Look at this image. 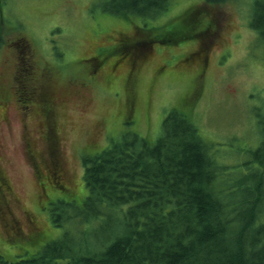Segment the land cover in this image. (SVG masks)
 I'll return each instance as SVG.
<instances>
[{"label": "rangeland", "instance_id": "rangeland-1", "mask_svg": "<svg viewBox=\"0 0 264 264\" xmlns=\"http://www.w3.org/2000/svg\"><path fill=\"white\" fill-rule=\"evenodd\" d=\"M107 1L0 0V176L9 187L6 204L0 194V253L9 261L61 234L40 204L49 192L66 200L85 195L78 152L136 129L118 122L129 88L137 98V127L151 141L163 118L188 98L182 111L194 104L191 117L211 144L221 179L233 177L236 184L245 166L257 167L253 152L264 139V46L251 23L258 0H169L153 20L105 12ZM123 39L141 41L130 58L115 49ZM93 55L104 59L95 76ZM46 102L54 108L49 138L42 128ZM26 141L38 145L31 154L39 165ZM43 157L58 164L63 180L53 178L68 191L40 179L49 166ZM5 209L19 230L7 223Z\"/></svg>", "mask_w": 264, "mask_h": 264}, {"label": "trees", "instance_id": "trees-1", "mask_svg": "<svg viewBox=\"0 0 264 264\" xmlns=\"http://www.w3.org/2000/svg\"><path fill=\"white\" fill-rule=\"evenodd\" d=\"M255 2L251 27L264 46V0ZM106 5L105 12L153 20L167 10L169 0H108ZM139 42L123 39L115 49L129 54ZM131 81L134 85L133 76ZM126 93L118 122L136 129L118 138L110 135L106 146L78 152L86 191L82 199L43 192L40 210L46 209L52 224L63 228L61 234L28 256L9 261L0 253V264H264V139L253 152L257 167L245 166L234 184L233 177L221 179L211 144L191 117L194 104L182 111L188 98L163 118L151 141L154 137L137 127L133 90ZM53 114L46 102L51 135ZM43 159L49 164L45 169H54L51 176L58 178V164ZM61 182L51 189L68 191L70 187H59Z\"/></svg>", "mask_w": 264, "mask_h": 264}, {"label": "flooded vegetation", "instance_id": "flooded-vegetation-1", "mask_svg": "<svg viewBox=\"0 0 264 264\" xmlns=\"http://www.w3.org/2000/svg\"><path fill=\"white\" fill-rule=\"evenodd\" d=\"M97 54H98V53H97ZM131 54H132V52H130V53L128 54L127 58H130V57H131ZM89 59L91 60V63H92V65H93V70H92V73L94 74L93 76H95V75L97 74V72L100 70V68H101V66H102V64H103V62H100V61L98 60L99 57L97 58V55H93V56H91ZM25 107H26V106H25ZM42 128H43V135H46V134L50 135V132H51V126L49 127V128H50V129H49V128H48V125L45 123V124L42 126ZM53 133H54V132H53ZM26 145H27V151H28V153H30V154H28L29 157L32 158V160L34 161L35 164L39 165L38 162L35 160L34 155L31 154V152L33 151V148H34V147H38V145L31 146V143L28 142V141H26ZM32 147H33V148H32ZM51 150H52L51 147H49L48 152L51 151ZM43 172H44V177H43V176H42V177H43L44 179H42V180H45L46 184H49L50 186L55 185V183H56L57 181L54 180V178L51 176V173L48 172V169H45ZM43 172H42V174H43ZM58 179H63V176H62V173H61V172H60V176H58ZM43 184H44V183H43ZM7 190H9L8 184H7V182L4 181V179L0 176V194H1L2 197H4V199H5V204H6V201H7V199H6ZM40 209H41V208H40ZM5 210H6V209H5ZM6 213H8L6 216H7V218L9 219V221H7V223L10 224V225H12V226H14L16 230H19V229H20V227H19V221H18V219H17L16 217H13L12 211H11V210H9V211L6 210ZM31 221H32V220L30 219V222H31ZM8 230H9V228H8Z\"/></svg>", "mask_w": 264, "mask_h": 264}]
</instances>
